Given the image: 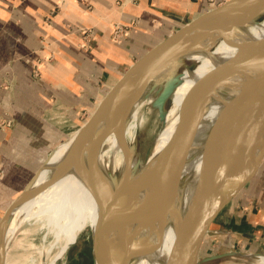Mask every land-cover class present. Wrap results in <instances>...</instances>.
I'll return each mask as SVG.
<instances>
[{
  "label": "crops",
  "instance_id": "crops-1",
  "mask_svg": "<svg viewBox=\"0 0 264 264\" xmlns=\"http://www.w3.org/2000/svg\"><path fill=\"white\" fill-rule=\"evenodd\" d=\"M226 1L0 0V219L135 61ZM219 219L264 222V164ZM222 237L264 254V235Z\"/></svg>",
  "mask_w": 264,
  "mask_h": 264
},
{
  "label": "bare ground",
  "instance_id": "bare-ground-1",
  "mask_svg": "<svg viewBox=\"0 0 264 264\" xmlns=\"http://www.w3.org/2000/svg\"><path fill=\"white\" fill-rule=\"evenodd\" d=\"M215 25L216 22L210 24V28H214ZM241 35L255 40L264 39V19L260 24H253L251 28L242 29ZM207 43L208 41L198 44H202L201 49H204ZM238 53L239 48L224 39L218 41L213 52L207 53L205 49L196 50L185 54L179 61L181 65L173 64L164 76L166 80L173 77L174 80L176 79L170 97V106L165 110L162 119L159 117L163 121L166 131L164 135L161 137L159 135L155 139L147 159L141 161L140 166L136 165L138 160H142L137 154V145L138 132L144 125V119L138 121V117L147 94L145 92L143 98L135 104L129 113L125 131V143L127 147H133L134 151L129 150L128 155V149L123 148L114 135L107 136L105 140L99 135L95 142L100 149L99 154L96 153L93 146H89L83 162L79 165L85 178L72 170L13 210L3 245L0 248V264H15L17 262L18 258L12 253L15 248L12 238H14L17 229L23 225L26 226L25 230L31 229V227L45 229L46 235L51 234L54 237L53 243L38 248L37 263L31 257L30 260L24 262L26 264H56L59 259H62L68 248L76 243L79 234L86 228L91 229L94 238L95 264H107V254L109 258L110 253L111 255H120V251H123L124 261H128L127 264L207 263L203 262V258L199 256L197 246L208 233L210 216L216 212V205L219 201L208 204L176 229L174 208L166 209L167 205H160L161 201L158 202L157 192L162 173L158 174L159 166L153 161L165 149L174 135L179 121L183 117L187 98L193 90V82L196 85L206 74L215 68H220L227 61L235 58ZM241 54L243 57L244 52ZM248 57L247 54L238 63L237 72L233 78L236 83L242 82V79L253 71L256 59ZM156 62L153 61L150 67L154 66L153 64ZM191 64H194L192 68H190ZM178 66L180 68H173ZM155 73L157 70L152 68L150 75ZM140 75L142 76L136 79V83L142 89L147 83V76L144 77V72ZM164 85L165 82L156 84L157 87L154 90L163 89ZM209 85V82L205 80L201 85L200 93L206 92ZM154 90L149 94L154 93ZM150 95L148 104L154 105L155 98ZM236 96L233 90L220 89L217 91L209 104L205 117L199 124L192 144L190 159L185 164L181 175L180 183L183 185L174 196V201L182 207V213L186 211L190 201L201 189L216 164L222 141L223 125ZM155 109L158 111L157 108ZM167 124L168 126H166ZM100 131L95 132L99 133ZM95 132L93 137H95ZM74 136L75 134L69 140L61 143L52 154L50 153L51 156L39 171V175L35 177L31 189H37L50 179L53 169L68 152ZM105 145L108 146L106 150H104ZM126 167L131 169L133 178L132 176L126 177L122 181L121 187L117 188L113 181L116 178H121ZM154 167L156 170L154 169L153 174H150L149 177L145 176L148 169ZM102 180L105 181L104 184ZM102 186L105 188L108 186L109 191L106 192ZM151 190H155L156 196L150 205L148 196ZM15 199L5 206L6 210L10 208ZM105 208L108 210L105 212L106 215L115 213L114 219L116 220V216L120 219V215L123 214L124 220H126L122 228L125 233L120 251L117 250L116 245L118 228L114 224L110 225L111 218L107 220L108 238L111 234L110 241L107 239L106 246L104 244L100 222ZM162 222H165L166 225L160 228ZM24 235L27 236L26 231ZM54 248H58V251L54 256H51L50 252ZM1 251L3 252L1 253ZM136 253L140 255L132 258V255L135 256ZM255 264H264V256H261Z\"/></svg>",
  "mask_w": 264,
  "mask_h": 264
},
{
  "label": "water",
  "instance_id": "water-1",
  "mask_svg": "<svg viewBox=\"0 0 264 264\" xmlns=\"http://www.w3.org/2000/svg\"><path fill=\"white\" fill-rule=\"evenodd\" d=\"M261 17H264V0H228L170 34L135 61L99 101L91 116L67 139L69 140L75 134L68 152L55 166L50 179L37 189H31L35 177L39 175V171L54 151L48 156L26 188L14 200L10 208L5 211L0 219V248L3 245L12 212L17 206L30 199V197L37 195L38 192L43 191V189L72 170L85 178L79 165L83 162L89 146H93L96 153L99 154L100 149L95 143L99 135L103 140L107 136L114 135L119 140L120 145L128 149V155L129 150L134 151L133 147H127L125 143V131L129 121L128 115L135 104L143 98L145 92L153 91L157 87L156 84L165 82L153 105L158 109L159 117L162 119L176 82L174 77L169 80L164 77L172 65L176 63L181 65L180 59L185 54L196 50L205 49L207 53L213 52L218 41L224 39L239 48L238 55L220 66V68L213 69L197 82L187 98L183 117L180 119L174 135L165 149L153 161L159 166L158 174L161 175L162 173L160 187L157 192L158 202L161 201L160 205H167L166 209L169 207L174 208V225L177 229L202 208L218 200L217 210L209 219L207 239H214L222 235H264V222H246L242 224L232 222L227 226L214 225V221L220 212L237 197L264 164V39L255 40L241 35L242 29L251 28L253 24H260ZM215 22L214 28H210V24ZM205 41H208L207 46L205 45V48L201 49L202 44L198 43ZM242 52H244V56L248 54V58L255 57L256 63L253 66L252 73L245 76L242 82L236 83L233 78L237 72L240 59L244 57L241 56ZM153 61L157 62L150 67ZM193 66L194 64H191L190 68ZM152 68L157 70V73L150 75L152 74ZM173 68L178 69L180 67ZM142 72H144V77L147 76V83L141 89L137 85L136 79L142 76L140 75ZM205 80L210 84L209 89L204 93H200L201 85ZM220 89L233 90L237 96L230 106L223 125L218 159L203 186L190 201L186 211L182 213V207L174 201V196L183 185L180 183L181 175L185 164L190 159L192 144L199 124L205 117L210 102ZM97 130L101 131L96 133ZM94 132L95 137L92 136ZM150 149L142 160L136 162V165L140 166L141 161L147 159ZM155 168L148 169L145 176L152 175L153 171L156 170ZM131 172V169L126 167L121 178H116L113 181L114 186L121 187L122 181L128 176L133 178ZM102 181L104 184L105 181ZM102 187L106 192L109 191L108 186L106 188ZM155 196V190H151L148 196L150 205ZM103 212L100 230L104 235V244L106 246L107 239L110 241L111 234L108 238L107 220L111 218L110 225L114 224L118 228L116 245L117 250L120 251L125 233L122 229L126 221L124 215L121 214L120 219L116 216L115 220V213L106 215L105 212H108L106 208L103 209ZM165 225L166 223L162 222L160 228ZM92 239L94 246L93 236ZM205 239H201L198 243V252ZM136 243L138 242L136 241ZM119 254H114V256L110 253L109 258L107 254V264H114L115 262L116 264H127L128 261H124L123 251H120ZM139 255V253H136L135 256L132 255V258ZM261 256H264V254L232 252L205 258L203 262L212 263L227 258L258 260Z\"/></svg>",
  "mask_w": 264,
  "mask_h": 264
},
{
  "label": "rangeland",
  "instance_id": "rangeland-1",
  "mask_svg": "<svg viewBox=\"0 0 264 264\" xmlns=\"http://www.w3.org/2000/svg\"><path fill=\"white\" fill-rule=\"evenodd\" d=\"M219 5H222V4H219ZM263 19L264 17H261L260 21H262ZM193 84H194L193 85V88H194L195 83L193 82ZM159 91L160 89L158 88L154 93H151V95L149 94V92H147L143 100V103H144L142 105L143 108L139 112L138 121L144 119V122H143L144 125H142V127L140 128L138 132L139 141L137 145V154L141 158H143L144 155L147 153V151L150 149L155 139H157L159 135L160 137L164 135V132L166 131L163 121L159 119V112L154 108L153 105L148 104L149 95L154 96V98L156 99ZM170 102L171 101L169 100L166 105V109L170 106ZM91 114H92L91 110L88 112H85V114L82 117V121L80 123L83 124L91 116ZM166 126H168V124ZM75 131L71 132L69 136L67 137L69 138L73 133H75ZM107 148L108 146L105 145L104 150H106ZM22 191L23 190H21V192ZM233 201H231L227 206H229ZM222 216H225V208L216 217L214 223L219 222L220 220L219 217L222 218ZM25 229H26L25 225L19 227L17 229V232L14 238H12V244L14 245L15 243V246H14L15 248L12 247L13 248L12 253L16 255V258H18L15 264H26L24 262H26L27 260H30L31 257H33L37 263L38 248L40 249L43 245H50L51 243L54 242V237L51 234L46 235L45 229H41V228L39 229V228H33V227H31V229L28 228V230H25ZM25 231L27 233L26 237L24 235ZM92 236L93 235H92L91 229L86 228L82 233L79 234L76 243L71 245L68 248L67 252L64 254L62 259H59L56 264H94V246L95 245L93 246ZM206 237L207 235L204 237V239ZM203 241L204 242L201 245L200 250H199V256L201 258H208V257L224 254L227 252H234V251L249 252L250 250V245H247L245 243V240L241 238H233V239L228 238L227 239L225 237H222V238H216L213 240L206 238ZM57 251H58V248L52 249V251L50 252V255L54 256L57 253ZM256 262L257 260L255 259L245 260L243 258H239L237 260L236 259H223L222 262L221 260H219V261H215L212 263L207 262L204 264H255ZM27 264H31V263H27Z\"/></svg>",
  "mask_w": 264,
  "mask_h": 264
}]
</instances>
